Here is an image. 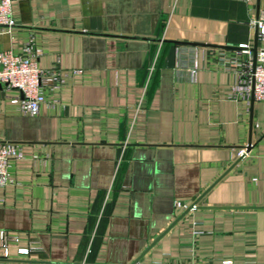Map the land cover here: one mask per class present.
I'll list each match as a JSON object with an SVG mask.
<instances>
[{
  "label": "crops",
  "instance_id": "crops-1",
  "mask_svg": "<svg viewBox=\"0 0 264 264\" xmlns=\"http://www.w3.org/2000/svg\"><path fill=\"white\" fill-rule=\"evenodd\" d=\"M261 8L12 0L16 24L0 25V52L33 41L39 67L67 77L37 115L0 87V140L24 155L0 186V229L17 237L12 259L0 244V264H264V101L232 98L238 76L214 53L247 43L254 55L250 18ZM202 194L157 240L185 211L177 202ZM29 245L39 250L17 253Z\"/></svg>",
  "mask_w": 264,
  "mask_h": 264
},
{
  "label": "built area",
  "instance_id": "built-area-1",
  "mask_svg": "<svg viewBox=\"0 0 264 264\" xmlns=\"http://www.w3.org/2000/svg\"><path fill=\"white\" fill-rule=\"evenodd\" d=\"M16 21L12 12V0H0V25L6 27L15 26ZM250 24L258 30L260 45L256 60L251 47L247 43L238 45L236 49L215 50L216 61L220 68L233 71L238 76V81L232 86L231 97L238 100L251 99L264 101V8L253 13ZM247 55V57H245ZM39 49L33 41L27 42L20 53L11 50L0 52V87L7 91H14L9 95L10 102L17 105L20 112L25 115L39 114L41 107L49 103L55 105L59 99L56 96L48 97L47 91L57 93L66 82L67 75L59 67L48 69L40 68L38 65ZM197 71L196 62L191 69L192 77L195 79ZM80 72L75 70L74 73ZM246 148L242 149L240 155L246 154ZM21 145L18 143L0 140V186H6L14 181L10 167L13 159L23 158ZM178 206L182 205L177 202ZM199 232V231H198ZM15 234L5 229H0V244L4 247V258L12 259L9 253V244L16 240ZM39 250L38 246L29 245L18 247L19 255L30 254ZM254 250V249H253ZM252 253H255L253 251ZM136 264H141L137 262ZM195 264V263H174ZM222 264H239L232 257L223 259Z\"/></svg>",
  "mask_w": 264,
  "mask_h": 264
},
{
  "label": "water",
  "instance_id": "water-1",
  "mask_svg": "<svg viewBox=\"0 0 264 264\" xmlns=\"http://www.w3.org/2000/svg\"><path fill=\"white\" fill-rule=\"evenodd\" d=\"M258 46H259V35H258V30L256 29V36H255V43H254V59L256 60L257 58V53H258ZM251 149V141L249 142V144L246 146V150L250 151ZM245 154H242L237 161L234 163V165H236L237 163H239L243 158H244ZM233 165V166H234ZM222 178V177H221ZM221 178H219L212 186H214ZM204 196V194H202L198 199H196L191 205H189L185 211L162 233V235L157 239L159 240L166 232H168L180 219H182L190 210L194 209L197 207L198 202L200 201V199ZM143 255H140L137 259H135V261H133L131 264H136L142 257Z\"/></svg>",
  "mask_w": 264,
  "mask_h": 264
}]
</instances>
